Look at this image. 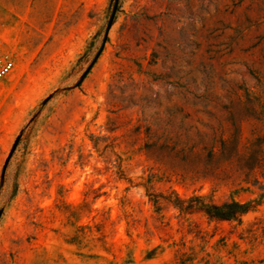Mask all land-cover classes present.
<instances>
[{"label":"rangeland","instance_id":"374dc122","mask_svg":"<svg viewBox=\"0 0 264 264\" xmlns=\"http://www.w3.org/2000/svg\"><path fill=\"white\" fill-rule=\"evenodd\" d=\"M0 46V264H264V0H0Z\"/></svg>","mask_w":264,"mask_h":264},{"label":"built area","instance_id":"2783aa9c","mask_svg":"<svg viewBox=\"0 0 264 264\" xmlns=\"http://www.w3.org/2000/svg\"><path fill=\"white\" fill-rule=\"evenodd\" d=\"M14 57L0 46V83L15 69Z\"/></svg>","mask_w":264,"mask_h":264},{"label":"water","instance_id":"95a60500","mask_svg":"<svg viewBox=\"0 0 264 264\" xmlns=\"http://www.w3.org/2000/svg\"><path fill=\"white\" fill-rule=\"evenodd\" d=\"M17 144H18V140L15 141L13 147L11 148V151H10V153H9V155H8V157H7V159H6V161H5L4 169H6L7 164L9 163V161H10V159H11V157H12V155H13V153H14L16 147H17Z\"/></svg>","mask_w":264,"mask_h":264},{"label":"trees","instance_id":"16d2710c","mask_svg":"<svg viewBox=\"0 0 264 264\" xmlns=\"http://www.w3.org/2000/svg\"><path fill=\"white\" fill-rule=\"evenodd\" d=\"M235 205L237 206V207H239V208H241V209H244V210H246V207H247V205H245V204H241V203H235ZM225 206H223V208H224ZM218 210H222V207H216Z\"/></svg>","mask_w":264,"mask_h":264}]
</instances>
